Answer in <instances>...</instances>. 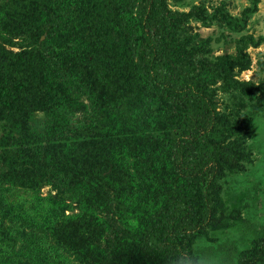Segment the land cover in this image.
I'll list each match as a JSON object with an SVG mask.
<instances>
[{
  "label": "rangeland",
  "instance_id": "1",
  "mask_svg": "<svg viewBox=\"0 0 264 264\" xmlns=\"http://www.w3.org/2000/svg\"><path fill=\"white\" fill-rule=\"evenodd\" d=\"M90 1H46L44 10L38 8L40 22H59L54 39L43 34L36 42L13 38L3 26L9 12L27 10L29 1L20 9L13 0H0V47L35 50L36 86L49 96L45 109L27 106L17 119H0V264H164L139 256L147 227L173 195L196 212L201 206L196 185L171 167L165 124L142 107L148 99L142 71L124 70L126 62L134 67L137 50H126L114 36L83 40L81 20ZM105 1L112 10L115 5ZM166 5L172 13L193 11L167 41L170 65L178 68L201 53L223 68L214 75L204 68L199 79L217 115L207 137L219 149L215 222L192 235L186 249L192 264H239L241 257L243 264H264V249L258 247L264 230V0H166ZM103 8L110 29L135 25L134 11L110 14ZM91 51L101 69L113 62L111 94L86 85L78 65L86 64ZM77 66V76L71 75ZM20 83L21 91L28 87ZM105 162L121 174H105ZM36 169L42 178L32 182Z\"/></svg>",
  "mask_w": 264,
  "mask_h": 264
},
{
  "label": "trees",
  "instance_id": "2",
  "mask_svg": "<svg viewBox=\"0 0 264 264\" xmlns=\"http://www.w3.org/2000/svg\"><path fill=\"white\" fill-rule=\"evenodd\" d=\"M22 1L13 0V3L23 9L27 5L22 4ZM28 1L27 10H13L6 15L3 23L6 33L13 38L28 36L36 42L43 34L46 39H54V26L59 20L54 18L52 23L43 26L44 23L40 22L41 10L38 9L43 7L44 10L45 2L50 0ZM95 1H90L86 15L82 16L85 27L83 40L101 37L100 41L103 38L109 41L114 36L113 41L126 46V50H137L134 67L126 62L124 70L126 73H131L135 68L142 71L148 93V99L142 107L151 110L165 124L170 139L171 167L178 178L196 185L201 198V206L196 212L184 197L173 195L160 213L159 220L147 227L140 241L139 256L149 263L192 264L186 247L192 235L203 232L215 222L213 182L219 173V149L207 139L217 120L215 105L210 95L199 87V79L204 68H208L212 75L223 68L206 61L201 53L188 58V64H181L178 68L170 65L167 41L193 11L188 14L172 13L167 8L166 0H126L125 3L121 2L123 0H106L110 7L115 5L112 10L106 8L102 0L99 4ZM93 6L101 8L100 12H94ZM103 7L110 14H118L121 10L134 11L135 25L130 28L120 23V29H110L102 13ZM91 52L86 54V64L78 65L80 69L83 67L82 74L86 75V81L89 80L86 85L89 88L94 85L104 87L111 94L116 88L108 82L116 74L113 62H107L103 70L98 65L99 56L96 58L95 52ZM112 58L116 59L115 56ZM78 66L71 75L77 76L76 72L80 71ZM39 74L40 61L35 50L12 52L0 47V119H17L21 115V108L24 110L27 106L36 110L46 108L49 96L41 84L36 86ZM20 82L27 83L28 87L21 91V86L20 89L17 87ZM22 95L23 99L20 97ZM27 98L28 101H23ZM101 171L107 175L114 172L121 174L114 170L112 162H105ZM30 176L33 177L32 182L36 177L42 178L39 169L30 173ZM77 184L78 181L70 187L74 188ZM258 247L264 249V230ZM243 258H240L239 264L244 263Z\"/></svg>",
  "mask_w": 264,
  "mask_h": 264
}]
</instances>
